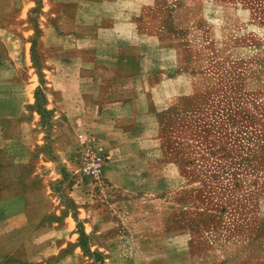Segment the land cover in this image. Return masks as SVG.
Listing matches in <instances>:
<instances>
[{
    "label": "crops",
    "instance_id": "1",
    "mask_svg": "<svg viewBox=\"0 0 264 264\" xmlns=\"http://www.w3.org/2000/svg\"><path fill=\"white\" fill-rule=\"evenodd\" d=\"M45 5L40 52L10 49L0 17V264H171L165 205L183 181L168 160V122L211 73L207 10L231 5ZM82 131L108 154L99 185L61 174Z\"/></svg>",
    "mask_w": 264,
    "mask_h": 264
},
{
    "label": "rangeland",
    "instance_id": "2",
    "mask_svg": "<svg viewBox=\"0 0 264 264\" xmlns=\"http://www.w3.org/2000/svg\"><path fill=\"white\" fill-rule=\"evenodd\" d=\"M59 1L4 0L0 17L13 36L9 48L40 52L45 3ZM218 1L231 8L207 10L212 41L202 52L211 73L168 122V160L183 181L165 205L171 264H264V0ZM15 3L28 6L16 10ZM77 133L61 174L90 181L72 163Z\"/></svg>",
    "mask_w": 264,
    "mask_h": 264
},
{
    "label": "built area",
    "instance_id": "3",
    "mask_svg": "<svg viewBox=\"0 0 264 264\" xmlns=\"http://www.w3.org/2000/svg\"><path fill=\"white\" fill-rule=\"evenodd\" d=\"M77 149L72 156L76 173L88 178L92 184H101L103 168L108 160V154L97 138L89 132H79L76 135Z\"/></svg>",
    "mask_w": 264,
    "mask_h": 264
}]
</instances>
